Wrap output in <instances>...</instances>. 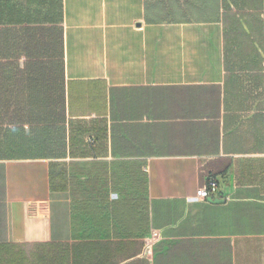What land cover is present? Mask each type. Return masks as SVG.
<instances>
[{
  "label": "crops",
  "instance_id": "obj_1",
  "mask_svg": "<svg viewBox=\"0 0 264 264\" xmlns=\"http://www.w3.org/2000/svg\"><path fill=\"white\" fill-rule=\"evenodd\" d=\"M0 3L61 31L67 142L0 158V264H264V0Z\"/></svg>",
  "mask_w": 264,
  "mask_h": 264
},
{
  "label": "trees",
  "instance_id": "obj_2",
  "mask_svg": "<svg viewBox=\"0 0 264 264\" xmlns=\"http://www.w3.org/2000/svg\"><path fill=\"white\" fill-rule=\"evenodd\" d=\"M24 10L0 3V158H64L61 31L53 26H31ZM69 167L56 166L50 182L54 190H70L73 200L76 191H85L77 183V174L83 170L73 162ZM143 204L142 199L135 200L131 221L133 208Z\"/></svg>",
  "mask_w": 264,
  "mask_h": 264
},
{
  "label": "rangeland",
  "instance_id": "obj_3",
  "mask_svg": "<svg viewBox=\"0 0 264 264\" xmlns=\"http://www.w3.org/2000/svg\"><path fill=\"white\" fill-rule=\"evenodd\" d=\"M118 171H119L118 179L121 181L120 184L123 187H125L127 191L137 194L139 193L141 195L145 194L146 180L143 175H136V176L130 175V173L133 172V169H126V170L119 169ZM80 215L82 216L81 221H84L86 219L88 222H90L89 221L90 218H86L84 213H80Z\"/></svg>",
  "mask_w": 264,
  "mask_h": 264
},
{
  "label": "built area",
  "instance_id": "obj_4",
  "mask_svg": "<svg viewBox=\"0 0 264 264\" xmlns=\"http://www.w3.org/2000/svg\"><path fill=\"white\" fill-rule=\"evenodd\" d=\"M218 194H219L218 182L213 179H208L202 186H200L197 189L196 195L193 199L206 200ZM151 236L152 238H156L158 236V233L156 231H152Z\"/></svg>",
  "mask_w": 264,
  "mask_h": 264
},
{
  "label": "water",
  "instance_id": "obj_5",
  "mask_svg": "<svg viewBox=\"0 0 264 264\" xmlns=\"http://www.w3.org/2000/svg\"><path fill=\"white\" fill-rule=\"evenodd\" d=\"M211 202H223L224 199L221 198H215V199H209Z\"/></svg>",
  "mask_w": 264,
  "mask_h": 264
}]
</instances>
